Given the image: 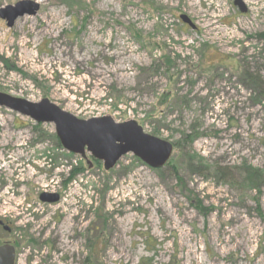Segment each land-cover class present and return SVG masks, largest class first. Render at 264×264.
<instances>
[{
  "label": "rangeland",
  "instance_id": "rangeland-1",
  "mask_svg": "<svg viewBox=\"0 0 264 264\" xmlns=\"http://www.w3.org/2000/svg\"><path fill=\"white\" fill-rule=\"evenodd\" d=\"M29 1L36 15L0 17V93L135 121L174 150L159 169L133 154L106 169L0 106L18 264H264V0Z\"/></svg>",
  "mask_w": 264,
  "mask_h": 264
},
{
  "label": "water",
  "instance_id": "water-1",
  "mask_svg": "<svg viewBox=\"0 0 264 264\" xmlns=\"http://www.w3.org/2000/svg\"><path fill=\"white\" fill-rule=\"evenodd\" d=\"M234 4L241 12L247 11L242 0H234ZM39 8L40 5L34 1H19L15 5L2 8L0 17L6 20L8 27H12L18 18L36 15ZM181 19L194 27L188 16L182 15ZM0 106L35 123L53 124L63 149L83 157L89 153L94 159L102 161L106 169L115 167L127 154H133L151 168L159 169L167 164L174 150L171 142L146 133L135 121L120 123L109 116L79 119L48 99L32 103L0 93ZM40 199L43 202L56 203L59 196L43 194Z\"/></svg>",
  "mask_w": 264,
  "mask_h": 264
},
{
  "label": "flooded vegetation",
  "instance_id": "flooded-vegetation-1",
  "mask_svg": "<svg viewBox=\"0 0 264 264\" xmlns=\"http://www.w3.org/2000/svg\"><path fill=\"white\" fill-rule=\"evenodd\" d=\"M61 197H59L60 200ZM18 229L14 227L12 221L0 218V264H18L23 247V235L18 234ZM24 242L35 243L34 240H24ZM30 244V243H29Z\"/></svg>",
  "mask_w": 264,
  "mask_h": 264
},
{
  "label": "trees",
  "instance_id": "trees-1",
  "mask_svg": "<svg viewBox=\"0 0 264 264\" xmlns=\"http://www.w3.org/2000/svg\"><path fill=\"white\" fill-rule=\"evenodd\" d=\"M256 82H257V84H260V83H258V81H257V79L255 80ZM254 81V82H255ZM260 88H261V85H260ZM260 96L262 97V98H264V89H260ZM90 162H88V164H89Z\"/></svg>",
  "mask_w": 264,
  "mask_h": 264
},
{
  "label": "bare ground",
  "instance_id": "bare-ground-1",
  "mask_svg": "<svg viewBox=\"0 0 264 264\" xmlns=\"http://www.w3.org/2000/svg\"><path fill=\"white\" fill-rule=\"evenodd\" d=\"M211 20H212V16L211 15L210 16H206L207 23H209Z\"/></svg>",
  "mask_w": 264,
  "mask_h": 264
}]
</instances>
